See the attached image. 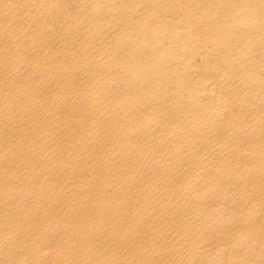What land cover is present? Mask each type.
Masks as SVG:
<instances>
[{
	"label": "bare ground",
	"instance_id": "6f19581e",
	"mask_svg": "<svg viewBox=\"0 0 264 264\" xmlns=\"http://www.w3.org/2000/svg\"><path fill=\"white\" fill-rule=\"evenodd\" d=\"M0 264H264V0H0Z\"/></svg>",
	"mask_w": 264,
	"mask_h": 264
}]
</instances>
